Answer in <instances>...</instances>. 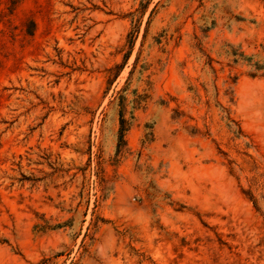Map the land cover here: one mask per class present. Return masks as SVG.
Listing matches in <instances>:
<instances>
[{"label": "rangeland", "instance_id": "obj_1", "mask_svg": "<svg viewBox=\"0 0 264 264\" xmlns=\"http://www.w3.org/2000/svg\"><path fill=\"white\" fill-rule=\"evenodd\" d=\"M0 264H264V0H0Z\"/></svg>", "mask_w": 264, "mask_h": 264}, {"label": "trees", "instance_id": "obj_2", "mask_svg": "<svg viewBox=\"0 0 264 264\" xmlns=\"http://www.w3.org/2000/svg\"><path fill=\"white\" fill-rule=\"evenodd\" d=\"M122 122H123V120H122Z\"/></svg>", "mask_w": 264, "mask_h": 264}]
</instances>
